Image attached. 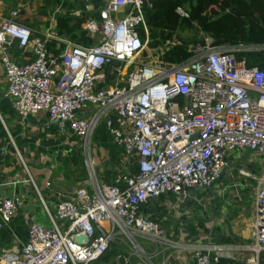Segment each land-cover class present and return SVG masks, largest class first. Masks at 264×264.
Segmentation results:
<instances>
[{
	"label": "built area",
	"instance_id": "1",
	"mask_svg": "<svg viewBox=\"0 0 264 264\" xmlns=\"http://www.w3.org/2000/svg\"><path fill=\"white\" fill-rule=\"evenodd\" d=\"M102 1L99 20L82 24L94 41L89 46L52 33L36 36L18 21L19 9L0 17V70L19 121L43 113L59 131L68 129L83 140L87 152L102 124L122 149L111 184L101 180L87 154L88 177L81 187L69 197L59 196L53 212L40 200L49 226L25 221L26 243L14 253L2 251L0 264H91L121 237L131 253L118 254L119 264H152L138 239L158 246L165 232L141 213L142 207L166 195L182 203L189 189L211 190L230 155L246 150L263 168L253 178L252 241L201 246L194 249L193 264H218L221 255L234 251L251 253L243 264H264V45L215 47L204 38L189 47L187 61L166 63L161 56L179 41L174 36L161 48L147 47L144 0ZM175 13L188 18L184 8ZM52 40L64 45L57 57L48 51ZM13 46L31 47L33 59L19 64L11 56ZM249 52L261 53V67L248 68L244 58L236 59ZM89 107L90 114L82 116ZM134 163L136 173L130 169ZM249 173L240 171L245 178ZM17 209L16 198L0 195V230H9Z\"/></svg>",
	"mask_w": 264,
	"mask_h": 264
},
{
	"label": "crops",
	"instance_id": "2",
	"mask_svg": "<svg viewBox=\"0 0 264 264\" xmlns=\"http://www.w3.org/2000/svg\"><path fill=\"white\" fill-rule=\"evenodd\" d=\"M48 1L0 0V17L6 18L12 9H19L18 21L36 36L56 34V15L64 14L66 9L58 0H53L54 10L50 13ZM64 1L72 4L73 0ZM11 56L19 64L33 59L31 47L26 51L12 49ZM91 110L89 107L81 115H88ZM89 142L87 152L83 140L68 129L59 131L43 113L19 121L6 97L4 74L0 70V195L18 201L9 230H0V256L2 251H18L26 243L25 221L49 226L41 201L53 212L59 196L69 197L81 187V182L88 177L82 163L83 153L90 154L101 180L105 172H117L122 149L113 143L104 125H99ZM231 159H227V166L211 187L216 195L225 189L217 196L216 203L209 199L208 191L189 189L182 203L166 195L142 207L141 213L157 222L165 232L164 243L158 246L138 239L145 258L152 264H193L194 249L201 246H239L252 241L256 183L247 179L230 180L231 171L235 169L232 166L238 160ZM240 161L236 168H245L246 164ZM22 162L27 173L21 168ZM258 163L262 167L261 161ZM114 243L118 254L131 253V245L124 237ZM231 255H221L218 264H243L251 253L234 251ZM130 259L138 261L134 254ZM91 264L119 263L115 257L108 263Z\"/></svg>",
	"mask_w": 264,
	"mask_h": 264
},
{
	"label": "trees",
	"instance_id": "3",
	"mask_svg": "<svg viewBox=\"0 0 264 264\" xmlns=\"http://www.w3.org/2000/svg\"><path fill=\"white\" fill-rule=\"evenodd\" d=\"M58 3H62L66 12L56 15V36L81 46L93 44L94 41L82 29V24L87 20L98 21L104 2L73 0L70 4L68 1L58 0ZM86 5H91L92 9L87 11ZM179 7L188 11V18L182 19L176 15L175 10ZM75 11L78 12L76 16L73 15ZM143 14L149 49L163 47L174 36L179 41L161 56V60L166 63L181 64L187 61L191 57L189 47L196 43H204V38L211 39V45L215 47L238 44L264 45V0H144ZM137 31L141 42H144L146 34L143 28L139 27ZM186 31L192 36L182 38L181 33ZM47 47L55 57L64 49V45L55 40L49 42ZM14 49L18 50L16 46H13ZM242 58L246 60L248 68L261 67V53L249 52L236 55L237 60ZM244 153L246 157L252 156L248 150ZM258 161H260L258 158L247 160L245 165V168L255 176L261 175L263 171ZM130 169L133 173L138 172L135 163ZM114 175V172L107 171L102 180L111 184ZM117 254L116 243L113 242L97 261L108 263L115 259Z\"/></svg>",
	"mask_w": 264,
	"mask_h": 264
},
{
	"label": "rangeland",
	"instance_id": "4",
	"mask_svg": "<svg viewBox=\"0 0 264 264\" xmlns=\"http://www.w3.org/2000/svg\"><path fill=\"white\" fill-rule=\"evenodd\" d=\"M46 1H44L43 3H45ZM51 2V3H50ZM52 2H53V0H49L48 1V8H50V13H52L53 12V10H54V5H52ZM61 11V10H60ZM59 11V12H60ZM66 12V10L64 11V13ZM200 34V33H199ZM190 36H192L191 35V33L190 32H188V31H186V32H182L181 33V37L182 38H187V37H190ZM201 36V35H200ZM230 157H232V159L234 160V159H238V160H236L235 161V163H234V166H232L233 168H235V169H233L232 171H231V177L229 178L230 180H232V181H236V180H245V179H247V180H249V181H251V182H255L256 183V181L253 179V178H256V177H254V175L253 174H250L249 173V175H250V178H245V177H243L241 174H240V171H241V169H243V168H236L237 167V164L238 163H240L241 161H240V159H242V163H245L246 164V161L248 160V161H251V160H253V155L251 156H249V157H246V154L244 153V151L243 152H239V153H237V154H233L232 156L230 155ZM85 158H86V156H85V153H83V159H82V163H83V165H85L84 164V161H85ZM233 162L234 161H231V164H233ZM21 165V168L23 169V171L24 172H26V170L24 169V167H23V165H22V163L20 164ZM242 167H244V166H242ZM138 242H139V240H138Z\"/></svg>",
	"mask_w": 264,
	"mask_h": 264
},
{
	"label": "water",
	"instance_id": "5",
	"mask_svg": "<svg viewBox=\"0 0 264 264\" xmlns=\"http://www.w3.org/2000/svg\"><path fill=\"white\" fill-rule=\"evenodd\" d=\"M111 74H112V69H109V73H108V76H107V80L109 79V77L111 76ZM263 177H264V175H263ZM205 191H208V194H209L208 196L211 197V199L216 203V201H217L216 194L213 191H211V190H205ZM226 198H229V195ZM148 202H152V200H149ZM218 210H220V209L218 208ZM81 239H82V237H76V241L77 242H80Z\"/></svg>",
	"mask_w": 264,
	"mask_h": 264
}]
</instances>
